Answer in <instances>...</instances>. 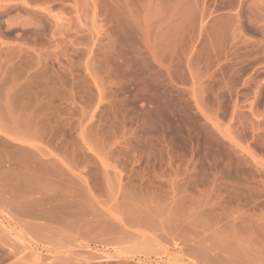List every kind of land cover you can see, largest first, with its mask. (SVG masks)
Here are the masks:
<instances>
[{"label":"rangeland","instance_id":"obj_1","mask_svg":"<svg viewBox=\"0 0 264 264\" xmlns=\"http://www.w3.org/2000/svg\"><path fill=\"white\" fill-rule=\"evenodd\" d=\"M11 165L0 264H264V0H0Z\"/></svg>","mask_w":264,"mask_h":264},{"label":"crops","instance_id":"obj_2","mask_svg":"<svg viewBox=\"0 0 264 264\" xmlns=\"http://www.w3.org/2000/svg\"><path fill=\"white\" fill-rule=\"evenodd\" d=\"M47 173H54V174L60 173L65 178H67L65 180L61 178L52 181L49 180L50 182L58 186L59 193L61 192L62 189L61 186L68 182L76 183V185L79 186L81 193H85L88 195L91 192V185H87L85 181L80 178H73L69 170H67L66 168L59 166L56 167L55 170H51V171L48 170ZM20 176L27 178L29 176V171L23 165H16V166L11 165L9 169H4L2 171V175L0 176V178H19ZM46 194H48L47 196H49V191L43 190V197H45Z\"/></svg>","mask_w":264,"mask_h":264},{"label":"bare ground","instance_id":"obj_3","mask_svg":"<svg viewBox=\"0 0 264 264\" xmlns=\"http://www.w3.org/2000/svg\"><path fill=\"white\" fill-rule=\"evenodd\" d=\"M34 256V255H33Z\"/></svg>","mask_w":264,"mask_h":264}]
</instances>
